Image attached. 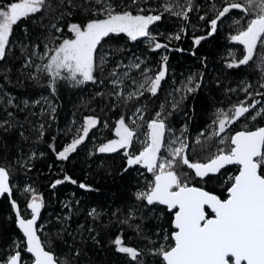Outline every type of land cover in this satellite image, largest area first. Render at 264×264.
Here are the masks:
<instances>
[{
	"label": "snow or ice",
	"instance_id": "obj_1",
	"mask_svg": "<svg viewBox=\"0 0 264 264\" xmlns=\"http://www.w3.org/2000/svg\"><path fill=\"white\" fill-rule=\"evenodd\" d=\"M211 9V14L205 11L201 15L195 0H164L155 7L152 0H129L127 4L120 0L115 3L114 0H56L55 6L53 0H8L0 4V62L8 63L15 29L20 28L27 40L20 47L28 52L22 60V74L27 69L26 78L45 87L55 98L61 84L78 89L98 83L108 56L104 46L111 41L123 39L133 44L139 41L149 52L160 49L184 52L183 48H170L171 42L185 38L189 29L203 30L206 35L192 37L190 55L196 56V46L227 26L232 30L227 39L242 46L240 58L234 51L229 53L232 59L227 63V69L249 66L255 56V62L264 73V0H222L219 7L213 3ZM165 14L179 21L178 31L170 34L158 31ZM190 14H195V22ZM77 16L80 18L74 20ZM236 16L239 18H234ZM159 36H164L166 42L161 43ZM168 60L167 55H161L154 71L147 67L146 59L135 56L134 62L123 65L121 61L110 73L114 79L109 83L119 89L109 93V98L115 97L116 101L110 105V110H115L117 104L126 108L132 102L133 111L130 116L127 112L119 115L110 129L113 138L101 137V142L94 145L88 156L118 154L120 178L125 181L134 179V173H139L140 177L150 174V178L144 179L143 187L135 185L127 215L117 223L134 227L139 234L148 213L159 212L158 220L163 219L164 213L170 214L168 227L161 225L151 230V235L143 237L151 245L147 253L128 245L123 232L111 240L113 250L127 258L128 264H147L146 255L156 259L157 264H264V126L253 128L245 122L242 128H233L241 118L243 121H248L249 117L251 121L258 116L264 118V81L258 82L255 88L246 83L242 88L243 100L227 110H216L207 141L218 146L203 160H192L188 154V125L185 124L177 135L168 121L177 107L209 86L205 84L204 73L190 74L180 88L173 89L171 110L161 103L159 110L145 120L148 109L144 101L149 95L158 98L162 82L168 76ZM201 63L206 68L207 57L202 58ZM121 66L127 71L118 73ZM132 69L139 71L140 81L130 77ZM129 79L132 90L125 94L123 86ZM176 93H179L178 99ZM4 96L8 107L22 110L20 105L13 104L14 97L7 93ZM95 96L103 98L104 93L98 91ZM41 101L47 105V115L54 121L56 105L44 96L33 103L39 105ZM23 106L28 107L27 100L23 101ZM192 112L195 113V106ZM40 115H45L43 108ZM7 117L0 121V130L4 132L15 126L12 122L14 113L7 111ZM97 126L109 128L106 120L101 122L97 116H85L70 142L61 150L54 144L49 146L56 159L69 161L73 154H79L81 146L87 148L86 142L94 143L90 133L95 136L93 129L99 130ZM38 131L42 138L44 124L39 125ZM20 135H24L23 131ZM204 135V131L198 134L196 144H201L200 138ZM136 144L140 147H135ZM34 157L35 153L31 158ZM23 166L26 171L31 170L27 161ZM185 166L190 172L182 170ZM229 166H236V174L227 175ZM14 180L11 169L0 166V198L8 201L11 215L7 219L19 233L0 258V264H91L90 257L86 261L81 259L86 252L77 246L76 236L69 231L73 201L64 203L66 215L56 217L60 229L56 233L57 239L53 240L48 237L42 220L43 197L31 186H26L22 194L30 193L31 199L22 211L14 198ZM192 180L197 183H190ZM214 180L226 185L223 198L198 186ZM64 183L76 185L86 192L98 191L90 184L78 183L68 174L55 180L51 188L56 189ZM74 203L78 205L79 201ZM119 211L117 209L113 215ZM87 215L95 221L101 213L92 208ZM137 220L140 223H135ZM83 229L84 225H79L76 230L81 244L85 243ZM87 231L99 245V233L94 228ZM65 236L70 237L72 243ZM60 246L67 249V255L61 257L58 254Z\"/></svg>",
	"mask_w": 264,
	"mask_h": 264
},
{
	"label": "trees",
	"instance_id": "obj_2",
	"mask_svg": "<svg viewBox=\"0 0 264 264\" xmlns=\"http://www.w3.org/2000/svg\"><path fill=\"white\" fill-rule=\"evenodd\" d=\"M6 2L8 0H0V4ZM11 2H16V0H11ZM115 2L116 0H114ZM120 2L127 4L129 0H120ZM162 3H164V0H152V6L154 7ZM213 3L219 7L222 0H195V4L201 10V15L205 11L211 14ZM55 4L56 0H53V6ZM190 15L195 22V14ZM79 18L78 16L73 17L74 20ZM234 18H239V16ZM178 23L179 21L176 18L165 14V19L160 24L158 31L165 34L174 33L179 30ZM231 31L227 26H224L218 34L202 41L194 49L196 56L190 55L193 50L192 37L193 35H206L203 30L194 32L189 29L185 38L171 42L170 48H183L184 52L166 51L164 49L149 52L147 46L139 41L135 44L123 39L111 41L104 46L105 51L108 52L107 62L104 65L103 73L98 76L96 85L89 84L74 89L61 84L58 87L56 97L53 98L45 87L36 85L32 80L26 78L27 69L23 70L24 74H22V60L28 55V52L23 50L20 44L22 42L27 43V40L22 36L20 28L15 29L13 51L9 53L8 63L0 62V100L4 101L0 102V121L8 119L7 111H12L14 113L12 122L15 125L7 132L0 130V166L9 167L13 177H15L14 198L20 203L22 211L31 199L30 193L22 194L23 189L26 186H31L38 195L43 197L45 208L42 210V220L45 222V231L48 237L56 240V233L60 229L56 217L66 215L67 209L64 208V203L73 201V215L72 220L69 222L71 225L69 231H72L73 235L76 236L77 246L86 252V256H82L81 259L86 261L90 257L91 264H128L127 258L122 254L115 253L111 245V240L120 232H123L128 245L137 247L147 253V249L151 245L143 237L151 235V230L157 229L161 225L168 227L170 214L164 213L163 219L158 220L159 212L148 213V218L142 224L143 231L139 234L134 231V227L121 225L117 222L123 220L127 215L128 207L133 201L135 185L139 184L143 187L144 179L150 178V174L140 177L139 173H134V179L130 178L125 181L120 178L121 159L118 154L88 156V153L94 150V145L101 142V137L103 139L113 138L110 129L119 118V115L127 112L130 116L133 111L132 102H129L126 108L121 104H117L115 110H110V105L116 101L115 97L109 98V93L119 90L109 83L111 79H114L110 76V73L116 64L121 61L123 65L134 62L135 56L146 59L147 67L152 68L154 71L159 66L161 55L169 57L168 76L166 81L162 82V91L158 93V98L146 94L149 95V98L144 101L148 109L144 114L145 120L152 117L155 110H159L158 105L161 103L171 110L173 95L170 94L173 93V89L180 88L190 74L204 73L205 84L209 86L202 88L199 93L190 96L187 101L177 107L168 121L171 127L176 129L177 135H179L185 124L188 125L189 157L192 160H203L210 152H214L215 147L218 146L214 142L209 143L207 141L216 110H227L238 101L243 100L245 96L242 88L246 83H251L255 88L258 82L264 81V73L260 71L258 64L255 62L257 60L255 56L253 61L249 62V66H241L239 69H227L226 65L232 59L229 53L234 51L236 57L240 58L242 50L241 46L227 39V35ZM158 39L161 43L166 42L164 36H159ZM204 57H207L206 68L201 63ZM117 71L123 73L127 69L121 66ZM129 75L137 81L142 79L139 71L135 69H132ZM101 80L104 82L103 84L99 83ZM209 81H211L210 84ZM42 83L46 84V81H42ZM217 83L219 87H217ZM123 87L125 94L132 90L131 79L126 80ZM229 89L235 91L230 92ZM98 91L104 93L103 98L95 96ZM4 93L14 97L13 104L20 105L22 110L8 107ZM41 96L47 97L56 105V119L54 121L47 115L48 107L43 101L39 105H34L33 102L40 99ZM175 96L178 99L179 93H176ZM25 100L28 101L27 108L23 106ZM193 106H195V113L192 112ZM42 108L45 112L43 117L40 115ZM88 115L99 117L101 122L106 120L109 128L104 129L97 126L99 130L93 129L96 135L93 136L90 133V138L94 143L86 142L87 148L81 146L78 149L79 154H73L69 161L57 160L55 152L49 146L54 144L57 150H61L63 145L70 142L77 127L83 123V118ZM245 122L253 128L264 126V118L258 116L255 121H251L250 117L248 121H243V118H241V121L233 125V128L240 129ZM40 124H44L42 138L38 131ZM21 131L24 133L23 136L20 135ZM201 131H204L205 135L200 138L201 144H196V138ZM135 147L139 148L140 145L136 144ZM33 153H35V157L31 158ZM25 161L28 162L30 171L25 170L23 166ZM182 170L190 172L186 166ZM236 171V166H231L227 175L236 174ZM65 174L72 176L78 183L92 185L98 191L86 192L70 183L58 185L56 189L51 188V184L57 179H63ZM190 183L196 184L197 181L192 180ZM198 186H204L206 190L213 191L222 198L226 196L224 191L226 185L222 181L214 180L206 185ZM76 200L79 201L78 205L74 203ZM92 208H96L101 213L95 221L87 215ZM117 209L120 211L113 215ZM162 209L163 207H161ZM10 215L11 210L8 201L0 198V258L4 257L5 250L11 244L12 239L19 235L14 224L7 219ZM135 223H140V221L137 220ZM79 225H84V229L81 230L85 241L83 244L80 243V235L76 233ZM89 228H94L99 233V245H96L89 237L87 231ZM65 239L72 243L70 237L65 236ZM57 244H59L58 240ZM57 252L61 257L67 255V249L62 246L57 248ZM145 259L147 264H157V260L151 256L146 255Z\"/></svg>",
	"mask_w": 264,
	"mask_h": 264
},
{
	"label": "water",
	"instance_id": "obj_3",
	"mask_svg": "<svg viewBox=\"0 0 264 264\" xmlns=\"http://www.w3.org/2000/svg\"><path fill=\"white\" fill-rule=\"evenodd\" d=\"M238 45V44H237ZM238 46H240V45H238ZM242 47V46H241ZM229 167H231V166H229ZM161 207H163V206H161Z\"/></svg>",
	"mask_w": 264,
	"mask_h": 264
}]
</instances>
